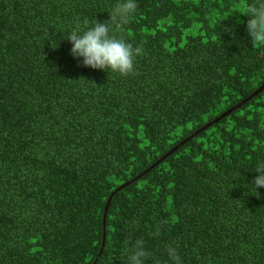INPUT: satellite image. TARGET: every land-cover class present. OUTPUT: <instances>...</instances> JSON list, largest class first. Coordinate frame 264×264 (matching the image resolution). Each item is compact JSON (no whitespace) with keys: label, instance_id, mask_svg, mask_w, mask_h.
Masks as SVG:
<instances>
[{"label":"trees","instance_id":"obj_1","mask_svg":"<svg viewBox=\"0 0 264 264\" xmlns=\"http://www.w3.org/2000/svg\"><path fill=\"white\" fill-rule=\"evenodd\" d=\"M118 2L0 0V264H127L136 238L146 264L168 244L182 264H264L254 0H137L116 33L143 49L128 76L66 40Z\"/></svg>","mask_w":264,"mask_h":264},{"label":"clouds","instance_id":"obj_2","mask_svg":"<svg viewBox=\"0 0 264 264\" xmlns=\"http://www.w3.org/2000/svg\"><path fill=\"white\" fill-rule=\"evenodd\" d=\"M138 8L137 0H119L109 13L110 19L104 22L84 19L77 21L67 31L66 40L72 45L70 54L81 60L84 67L128 76L134 72L135 58L143 53L141 47H133L116 33L122 32L130 23ZM248 17L246 31L253 44H264V0H254L242 9ZM257 175L247 184L252 193L264 187V168L256 169ZM127 248V264H146L149 253L142 238L130 239ZM170 264H182L180 249L175 244L166 246Z\"/></svg>","mask_w":264,"mask_h":264},{"label":"water","instance_id":"obj_3","mask_svg":"<svg viewBox=\"0 0 264 264\" xmlns=\"http://www.w3.org/2000/svg\"><path fill=\"white\" fill-rule=\"evenodd\" d=\"M264 90V85L263 86H261L252 96H254V95H257L258 93H260V92H262ZM248 99H246L245 101H243V102H246ZM234 109H236V107H234V108H232L230 111H227L226 113H224L221 117H224L225 115H227L228 113H230L232 110H234ZM220 117V118H221ZM220 118H218V119H216L215 120V122H217ZM210 125V124H209ZM208 125V126H209ZM127 185V184H126ZM126 185H122L120 188H119V190L120 189H122L123 187H125ZM115 193L116 192H114L111 196H110V198H109V200H108V203H107V205H106V211H105V216H104V220L106 221V215H107V211H108V209H109V206H110V203H111V200H112V198H113V196L115 195Z\"/></svg>","mask_w":264,"mask_h":264}]
</instances>
